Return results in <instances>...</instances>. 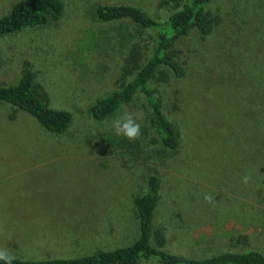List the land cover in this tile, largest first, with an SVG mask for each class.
Wrapping results in <instances>:
<instances>
[{
	"label": "rangeland",
	"instance_id": "obj_1",
	"mask_svg": "<svg viewBox=\"0 0 264 264\" xmlns=\"http://www.w3.org/2000/svg\"><path fill=\"white\" fill-rule=\"evenodd\" d=\"M17 1L0 0V17ZM62 1L58 20L0 36V86L16 84L27 64L50 106L72 116L65 132L52 134L0 101V249L42 260L128 245L139 233L133 199L155 174L154 225L165 227L168 251L264 253V0H210L212 30H191L175 43L185 74L155 84L178 128L174 152L161 146L140 95L106 119L88 108L117 87L131 39L117 33L120 22L98 20L94 6L131 4L159 21L177 8L160 0ZM152 36L140 37L150 44ZM126 111L147 127L132 153L107 142Z\"/></svg>",
	"mask_w": 264,
	"mask_h": 264
},
{
	"label": "trees",
	"instance_id": "obj_2",
	"mask_svg": "<svg viewBox=\"0 0 264 264\" xmlns=\"http://www.w3.org/2000/svg\"><path fill=\"white\" fill-rule=\"evenodd\" d=\"M210 0H160V6L177 8L159 21L141 8L131 4H99L94 6L95 17L102 22H120L117 33L131 38L121 65L119 83L108 94L98 97L88 108L96 120L106 119L120 106L132 102L138 95L150 111L151 126L159 135L161 146L172 152L179 148L177 126L163 111L155 84L171 77H182L185 67L179 60L174 45L191 30L208 34L217 19L206 9ZM62 0H19L10 11L0 17V36L26 27L44 25L60 18ZM135 26L133 32L126 24ZM146 30L153 32L151 43L140 37ZM0 101H5L32 115L43 129L62 134L71 123V113L50 106L45 89L36 81V74L28 65L23 68L18 82L0 86ZM12 114L10 118H13ZM141 137L147 127L141 125ZM113 149L134 152V142L123 136H109ZM160 199V178L153 174L146 181L142 194L133 199L138 219V237L130 244L76 257H55L42 260L15 258L12 264H138L152 260L160 264H264V253L256 249L221 251L201 258L172 253L165 248V227L154 225L155 210ZM0 264L4 261L0 260Z\"/></svg>",
	"mask_w": 264,
	"mask_h": 264
},
{
	"label": "clouds",
	"instance_id": "obj_3",
	"mask_svg": "<svg viewBox=\"0 0 264 264\" xmlns=\"http://www.w3.org/2000/svg\"><path fill=\"white\" fill-rule=\"evenodd\" d=\"M113 130L116 135L123 136L128 140H136L141 135V125L137 122V119L130 112H124V114L113 121ZM248 177H244L243 182H248ZM207 200H211V197H205ZM15 256L11 255L9 251L0 249V260L4 261V264H12Z\"/></svg>",
	"mask_w": 264,
	"mask_h": 264
}]
</instances>
